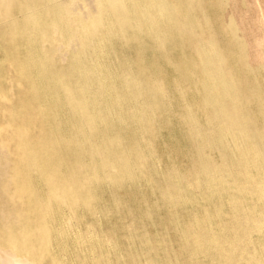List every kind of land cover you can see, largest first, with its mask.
I'll use <instances>...</instances> for the list:
<instances>
[{"label":"bare ground","instance_id":"6f19581e","mask_svg":"<svg viewBox=\"0 0 264 264\" xmlns=\"http://www.w3.org/2000/svg\"><path fill=\"white\" fill-rule=\"evenodd\" d=\"M92 3L0 0V264H264L256 11Z\"/></svg>","mask_w":264,"mask_h":264},{"label":"rangeland","instance_id":"374dc122","mask_svg":"<svg viewBox=\"0 0 264 264\" xmlns=\"http://www.w3.org/2000/svg\"><path fill=\"white\" fill-rule=\"evenodd\" d=\"M83 1L85 3H87L90 7L92 6V8H94L92 0H83ZM256 1H258L257 4H256ZM245 2L247 3V5H249L247 10L256 11L257 15H255V16L260 19V22H259V28H260L259 35L260 36L258 35L257 38L255 39L254 46H255V50H256V54H257L258 58H260L264 62V54H263L264 52H262V51H264V47H263L264 46V23H263L264 22V14H263L264 13V6H263L264 0H250V1L249 0H245ZM248 2H250V3H248ZM260 3H262V5ZM241 4H243V3L238 2L237 5H239V6H237L236 8L239 9L240 13H243L244 7ZM251 4H252V6H253V4L256 5V6H254L255 10H254L253 7L251 8ZM258 4L260 5L259 9H258V6H259ZM79 8H81V7H79ZM207 9L211 10L212 12L221 11V8L218 6V4L214 5V3L212 5H210V6H208ZM259 13H261V14H259ZM258 37L259 38L261 37V40H259Z\"/></svg>","mask_w":264,"mask_h":264}]
</instances>
